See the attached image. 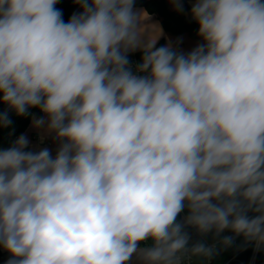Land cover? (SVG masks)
Wrapping results in <instances>:
<instances>
[{
  "label": "clouds",
  "instance_id": "obj_1",
  "mask_svg": "<svg viewBox=\"0 0 264 264\" xmlns=\"http://www.w3.org/2000/svg\"><path fill=\"white\" fill-rule=\"evenodd\" d=\"M73 2L65 22L58 0H0V103L39 109L33 127L59 141L0 150L6 264H208L236 238L264 250V0H195L187 53L157 47L134 0Z\"/></svg>",
  "mask_w": 264,
  "mask_h": 264
},
{
  "label": "trees",
  "instance_id": "obj_2",
  "mask_svg": "<svg viewBox=\"0 0 264 264\" xmlns=\"http://www.w3.org/2000/svg\"><path fill=\"white\" fill-rule=\"evenodd\" d=\"M166 0H134V6H143L150 13L157 14L165 27V29L172 34H179L187 32L189 36L199 38L197 36L198 25L192 20L190 16L191 8L185 4L183 12L176 10H169L166 5ZM62 14L65 22L76 13L79 7L73 0H58L55 6ZM130 55V54H129ZM136 57L141 61L142 52H135ZM8 111L9 117L12 121L10 127L0 128V150L6 149L13 144L14 137L21 134L30 122L33 114L40 112L39 109H30L26 116H17L13 111L7 108V105L0 103V112ZM229 235L232 233L229 232ZM253 247L251 245L243 244L228 249H220L218 254L212 258L213 264H243L251 256ZM262 255H260L261 257ZM0 264H6L8 259L0 256Z\"/></svg>",
  "mask_w": 264,
  "mask_h": 264
},
{
  "label": "crops",
  "instance_id": "obj_3",
  "mask_svg": "<svg viewBox=\"0 0 264 264\" xmlns=\"http://www.w3.org/2000/svg\"><path fill=\"white\" fill-rule=\"evenodd\" d=\"M194 2L195 0H182L183 7L185 6V4H187L191 8ZM166 3H167L166 5L169 10L174 9V6L171 3V0H166ZM134 8L138 12L144 11L147 14L148 19L144 21V23L149 27V29L152 26H157L160 29L161 35L158 38L157 45H156L157 47L165 46L169 42H171L174 46H176L178 51L187 53V52H190L192 49H194L198 44L202 43L200 38L189 36L187 32L179 33V34H172L168 32L165 29L161 18L155 13H150L145 7L134 6ZM80 11L81 9L78 8L76 10V13H79ZM42 116H43V113L41 112L33 114L30 118V122L28 126L26 127V129L21 134L14 137L13 142L20 135L23 134L27 136V138L30 141L29 148L26 150H39L41 148H48L51 150L52 154L55 155L59 147V141L55 139L54 135H42L43 129H37L33 127V123H32L33 119L40 118ZM46 143H49V145H46ZM206 242H212V240H206ZM0 256L1 258L4 257L6 259H9V254L2 247H0ZM196 264H199V261H196Z\"/></svg>",
  "mask_w": 264,
  "mask_h": 264
},
{
  "label": "built area",
  "instance_id": "obj_4",
  "mask_svg": "<svg viewBox=\"0 0 264 264\" xmlns=\"http://www.w3.org/2000/svg\"><path fill=\"white\" fill-rule=\"evenodd\" d=\"M129 60L133 68H135V65L140 62V60L136 57L135 53L129 55ZM46 145H49V143H46ZM207 243H211V242H207ZM252 252L253 253L249 257V259L244 261L243 264H264V250L255 251L253 248ZM260 255L262 256L260 257ZM193 264H196L195 260L193 261ZM208 264H213L212 259L208 262Z\"/></svg>",
  "mask_w": 264,
  "mask_h": 264
},
{
  "label": "rangeland",
  "instance_id": "obj_5",
  "mask_svg": "<svg viewBox=\"0 0 264 264\" xmlns=\"http://www.w3.org/2000/svg\"><path fill=\"white\" fill-rule=\"evenodd\" d=\"M189 231H190V233H191V237H192V241H193V242H195V241L201 239V237H199V236L195 233L194 230H191V229H190ZM223 235H229V232L226 231L225 233L222 234V236H223ZM206 240H211V237H208ZM234 244H235V247H237V246L243 244V241H242L241 238H236Z\"/></svg>",
  "mask_w": 264,
  "mask_h": 264
},
{
  "label": "water",
  "instance_id": "obj_6",
  "mask_svg": "<svg viewBox=\"0 0 264 264\" xmlns=\"http://www.w3.org/2000/svg\"><path fill=\"white\" fill-rule=\"evenodd\" d=\"M1 261V260H0Z\"/></svg>",
  "mask_w": 264,
  "mask_h": 264
}]
</instances>
